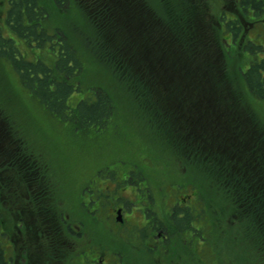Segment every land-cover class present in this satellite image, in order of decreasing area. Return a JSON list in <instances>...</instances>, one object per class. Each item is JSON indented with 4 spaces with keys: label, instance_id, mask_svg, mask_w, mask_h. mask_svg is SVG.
<instances>
[{
    "label": "trees",
    "instance_id": "1",
    "mask_svg": "<svg viewBox=\"0 0 264 264\" xmlns=\"http://www.w3.org/2000/svg\"><path fill=\"white\" fill-rule=\"evenodd\" d=\"M160 1L164 10L151 0H11L6 25L18 37L4 36L0 25V58L9 61L23 86L46 109L65 117L75 130L104 129L116 110L114 103H144L146 109L151 107L148 103H159V111L145 120L159 137L157 142L170 154H180L188 169L203 166L202 171H208L204 181L220 188L218 198L210 195L215 226L211 264H264V113L249 114L237 95L240 83L241 96L247 93L249 101L252 97L264 101V53L260 58L261 46L250 44L247 68L234 65L211 35L201 0H176V8L170 0ZM240 4L245 12L253 9L257 16L264 12V0ZM49 19L50 33L45 24ZM61 21L73 26L84 56L78 53L73 33L66 36L63 26L55 23ZM221 21L239 34L237 20L222 16ZM54 34L59 41H53ZM20 43L33 50L48 46L53 62L27 58ZM0 69L4 71V66ZM89 72L94 74L91 79L106 85L87 84ZM84 88L92 90L91 95L73 105L70 99ZM160 88L172 93L162 96ZM192 96L197 99L189 103ZM8 109L0 104L3 146L12 137L5 124L12 117ZM20 155L22 163L34 164L23 152ZM15 158L7 164H14ZM32 170L40 173L37 167ZM33 188L38 193L32 196L47 211L41 199L47 196L45 183L39 181ZM226 205L235 226L223 225L216 216ZM51 208L50 229L56 234L61 211ZM186 221L187 217L181 220ZM222 235L227 239L224 244L219 241Z\"/></svg>",
    "mask_w": 264,
    "mask_h": 264
},
{
    "label": "rangeland",
    "instance_id": "2",
    "mask_svg": "<svg viewBox=\"0 0 264 264\" xmlns=\"http://www.w3.org/2000/svg\"><path fill=\"white\" fill-rule=\"evenodd\" d=\"M151 1L154 3L157 1V6L155 7L164 10L165 5L162 1ZM170 1L174 8H176V0ZM197 1L200 2V0ZM201 1L203 3H200L207 7V9L204 7V19L209 23L211 35L215 38L219 47H221L220 52L225 53V59L227 58L228 61L233 60L234 65H242L243 69L247 68L251 57L247 48L250 44L261 45V54L259 56L260 58L263 57L264 34L255 37L254 32L256 29H251L247 33V41L252 39L254 43L248 42L247 44H241L239 36H236L235 39L234 36L226 39L229 36V32L226 29V25L221 23V18L222 16L226 17L227 14L232 12L229 9V6L231 5L230 0ZM5 8L4 1L2 2V0H0L1 33L7 37L13 36L17 40L18 36L11 32L6 25V14L3 12V9ZM229 15L232 16L233 13ZM261 15L264 17V12H262ZM251 18L252 14L250 12L245 13V20L250 21ZM55 23L58 26H63L66 36L68 33H73V39L78 45V53L81 56H84V46L82 45L78 34L73 30V26L66 24L63 21ZM45 24L49 28L48 32L50 33V19L47 20ZM52 37L53 41L60 40L55 34ZM37 45L38 44H36V47ZM20 49L22 54L24 52L26 57L32 60L40 58L48 63H52L55 57L50 53V48L48 46L43 49L37 47L36 50H33L28 48L24 43H20ZM0 65L4 66V71L0 69V104H4L8 112V106L12 110L10 121L8 120L5 123L7 124L6 128L10 127L12 129V137L7 139L5 147H7L8 151H13L15 147L19 146L20 153L22 154L23 152L26 158H29L31 162L39 167V174L41 176L38 177V181L45 183L48 202H50L51 197L53 204L52 207L58 211L64 212L65 215L69 214L68 219L70 222L77 224L79 221H82L83 227L86 229L90 228V219L85 215V210L79 209L78 200L82 198L80 189H82L88 180L89 184L84 196L86 198L97 196L100 191L98 183L109 181L108 179L112 177L116 178L118 172H121L120 167L112 165L106 167L102 173H96L97 175L95 176L93 174H95L96 168L103 164L114 163L119 159H136L138 155L141 158H147L150 163L154 164L161 172L162 176H169L170 171L177 175L176 179L179 178L178 181L176 184L172 185L169 190L172 192H178L182 189L187 192L199 191V195H204V197H206V207L204 209L205 214L208 212L207 207L212 210L214 207V200L210 195L214 194V197L220 196L217 192L220 191V188L212 187L207 181H204L207 180L208 171L203 172V166L201 165H193L191 169L185 167L181 163L179 157L180 154L172 152V154H170L165 150L164 144L161 145L157 142L159 137L151 131L149 125L145 121L148 120L151 113L159 111V108L157 107L159 103H148L151 105L149 109H146L143 106L144 103H114L116 105V110L109 121V124L107 123L104 126V129L99 131L93 127H83L81 130H75L65 117L50 112L41 102H39L38 98L34 97L31 92L23 86L19 74L11 67L7 59L0 58ZM93 76V72H89L88 77L91 79ZM88 77H86L87 84L94 85L95 87L106 85L101 79L96 81V79L90 80ZM237 86L239 89V92L237 93L240 98L239 102L243 106L248 107L247 112L249 114L254 110L257 115H260L261 117V115H263L262 113H264L262 107L264 101L253 97L252 101H249V94L242 93L243 96H241L242 86H240V83H237ZM95 87H93V90L98 91V88ZM91 92L92 90L89 91L84 88L81 93H75L70 99V102L74 105L80 100V98L90 96ZM158 92L162 96L166 95L168 97L172 93V91L170 92L165 88H160ZM241 97H243V101L241 100ZM196 99V97L192 96L188 102L191 103V101ZM248 103H250L251 106H249ZM71 128L74 130H71ZM4 137L5 134L0 131V142H2L1 139H4ZM98 138L100 139L97 140ZM11 142H17V144L13 145ZM6 156H9V154L7 153ZM2 161L3 159L0 155V162ZM8 167L9 165L7 164L5 175L14 179L16 172ZM0 169H4L2 164H0ZM91 179L92 181H90ZM151 183L153 189L152 191L150 190V192L154 194V191L156 192L155 185L152 181ZM35 185H39V182ZM9 186L12 187L13 185ZM146 187L147 185L143 183L139 185V189H141L142 193L148 198ZM165 190L168 191V188H162L161 193ZM133 192V187L127 188L124 192V196L128 197L126 199L123 198L122 200L125 202L128 201V208H134L135 212L139 207L134 206L132 202L135 200L133 198ZM158 194H160L159 187ZM7 195H9L8 192L4 193V198L0 199V230H2V228L12 229L15 227V224H17V216L14 213L15 199L12 198L10 200V198H7ZM115 195L118 196L119 194L117 193ZM110 198L111 197H109L108 200H110ZM128 198L131 200L130 202ZM207 203H209L210 207L207 206ZM160 205V200H157L155 204L154 202L152 203V206H157L156 208L159 211H162ZM144 206L147 207V205ZM151 209L153 212L158 211L154 208ZM230 211V207L226 205V207L224 206V211L216 216L220 220H223V225L224 222H226L227 226L229 224L230 226H235L236 224L230 220L232 219L230 215L231 213H229ZM128 217L129 219H134L132 215ZM211 217H214V215L211 214ZM30 221L32 220L30 219ZM138 222H141V219H138ZM42 226L43 220L41 218L34 219L33 224L31 225L33 228H40ZM214 227V225L211 226L209 230L213 232L215 229ZM206 233L208 232L205 231V234ZM1 237L2 239H5V237ZM219 241L221 244H224L227 241L225 235H222L219 238ZM227 250L228 248L226 247V252L222 251L221 254L224 253L223 255L225 256ZM142 264L148 263L142 262Z\"/></svg>",
    "mask_w": 264,
    "mask_h": 264
},
{
    "label": "flooded vegetation",
    "instance_id": "3",
    "mask_svg": "<svg viewBox=\"0 0 264 264\" xmlns=\"http://www.w3.org/2000/svg\"><path fill=\"white\" fill-rule=\"evenodd\" d=\"M3 1L6 6L3 12L7 15L11 0ZM240 2L241 0H230L229 9L232 12L229 14L233 13V15L227 14L226 18L228 21H239L241 30L237 36L241 44L254 43L252 39L247 41V33L251 29H256L255 37L264 34V17L261 14L257 16L253 9H249L252 18L250 21L245 20L244 15L248 12L242 10ZM228 32L229 36L226 39L232 36L235 39L234 33L230 30ZM48 42L50 47V41L47 39ZM0 152L3 159L0 164L4 168L0 172V199L8 192L7 198L15 199L14 213L17 216V224L14 228L0 230V235L5 237L2 239L0 236V264L212 263L215 251L211 249L213 232L209 229L214 225V220L210 208L207 207L208 212L205 214L206 198L199 197L198 191L169 190L178 181L177 175L170 171L169 176H162L147 158L138 155L136 159H119L116 163H107L96 168L93 174L95 176L112 165L120 167L121 172H118L116 178L112 177L108 179L109 181L98 183L100 191L97 196L89 198L84 196L88 188V180L80 189L82 198L78 200L79 209L85 210V215L90 219V228L83 227L82 221L77 224L70 222L69 214L65 215L61 212L59 229L54 234L50 229L52 198L50 197V202L47 196L41 198L46 204L47 211H45V206L42 210L39 207L37 196H32L38 193L33 187L36 188L35 184L39 182L38 176H41L38 171L32 169L39 167L35 164L22 163L23 158L19 148H15V152L10 156H6L5 147H2ZM14 155L15 163L8 164V168L16 172L15 178L11 179L10 176L5 175L6 162ZM151 181L156 189L154 194L150 192L153 189ZM142 183L147 185L148 198L139 189ZM130 187L134 189L135 200L132 202L134 206L139 207L135 212L134 208H128V201L122 200L128 197L124 196V192ZM162 188H168V191L161 193ZM43 193L45 194L44 191ZM117 193L118 196L115 195ZM128 200L131 201L129 198ZM157 200L161 202L162 211H159L157 206H152ZM151 208L158 211L153 212ZM130 215L134 219H129ZM174 217L178 220L177 227L173 226ZM185 217L188 222H181ZM39 218L43 220V226L31 227L34 219ZM138 219H141V222H138ZM205 231L208 233L205 234Z\"/></svg>",
    "mask_w": 264,
    "mask_h": 264
},
{
    "label": "water",
    "instance_id": "4",
    "mask_svg": "<svg viewBox=\"0 0 264 264\" xmlns=\"http://www.w3.org/2000/svg\"><path fill=\"white\" fill-rule=\"evenodd\" d=\"M118 213L120 214V211L118 210Z\"/></svg>",
    "mask_w": 264,
    "mask_h": 264
}]
</instances>
